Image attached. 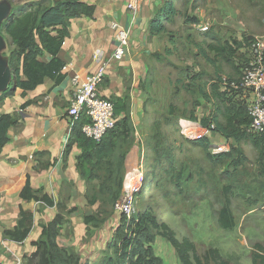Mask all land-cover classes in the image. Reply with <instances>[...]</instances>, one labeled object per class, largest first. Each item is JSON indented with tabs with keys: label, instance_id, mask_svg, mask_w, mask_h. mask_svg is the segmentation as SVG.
Masks as SVG:
<instances>
[{
	"label": "rangeland",
	"instance_id": "374dc122",
	"mask_svg": "<svg viewBox=\"0 0 264 264\" xmlns=\"http://www.w3.org/2000/svg\"><path fill=\"white\" fill-rule=\"evenodd\" d=\"M0 1L12 6L26 0ZM176 4L172 6L176 8ZM177 9L180 14L165 24L164 32L151 35L157 38L156 45L143 56L152 79L143 90L147 118L141 120V131L135 133L126 157L120 202L127 195V186H135L141 195L131 194L130 216L138 211L141 199L155 205L159 219L175 238L193 245L190 261L198 257L202 264H215L207 253L217 249L229 264H251L253 246L264 245V176L256 162L257 152L247 143L237 145L212 131L207 138V157L194 142L189 143L184 129L211 118V85L219 79L239 78L249 57L243 47L227 63L209 49L212 41L207 34L231 44L234 40L246 44L245 38L264 42V0H182ZM190 18L199 22L193 24L187 20ZM198 25H207V34L200 32ZM191 115L197 120H191ZM153 125H158L163 135L167 155L157 163L151 149L154 141H149ZM221 154L229 156L219 157ZM226 201L234 216L232 230L221 229L217 221ZM109 217L98 229L83 232L82 252L72 247L84 261L100 262L120 213L114 209ZM66 227L65 233L71 231V225ZM1 247L0 261L4 256L16 264L17 257ZM153 249L163 264H181L178 253L160 236L155 238Z\"/></svg>",
	"mask_w": 264,
	"mask_h": 264
},
{
	"label": "trees",
	"instance_id": "16d2710c",
	"mask_svg": "<svg viewBox=\"0 0 264 264\" xmlns=\"http://www.w3.org/2000/svg\"><path fill=\"white\" fill-rule=\"evenodd\" d=\"M176 0H166L164 6L157 9L148 23L150 35L158 36L164 32L165 24L172 22L173 18L180 14L177 8L172 6ZM182 0H178L181 2ZM188 2V0H184ZM95 7L84 0H59L53 4L51 0H26L21 4L11 6V14L7 22L2 24L0 34L5 39L6 50L3 53L8 59V65L12 74V86L14 90L6 89L0 94V106L3 101L11 96L17 89L26 92L35 90L49 78L55 85H59L63 79L64 63L58 58V53L69 37L71 20L79 18L93 19ZM183 16V15H182ZM193 24L199 21L196 18L187 19ZM4 25V26H3ZM4 28V29H3ZM204 34H207L204 33ZM212 41L209 49L216 56L227 63L232 60L237 52L244 47L241 41L221 42L213 34H207ZM245 38V42H247ZM43 54L50 57L49 61H42ZM150 70H147L146 78L140 84L143 92L146 85L151 82ZM21 75L24 79H21ZM221 81L212 84L209 96L213 109L211 118L200 121L202 126L213 123L214 131L222 137L232 140L235 144H249L256 152V162L259 171L264 176V136H256L248 132L251 118L247 107L241 101L235 100V92L230 88L232 81ZM110 100V99H109ZM114 104L116 117L115 127L109 130L99 141L86 137L81 132V126L87 123L85 116L70 126L68 140L65 144L64 154H68L71 147L75 146L79 151L76 157L75 168L81 180L84 182V199L86 205L95 208L91 215L83 218L86 233L92 229H98L114 214L115 205L123 194L124 169L127 154L133 146L135 139V127L130 112L129 87L125 88V94L121 98L110 100ZM33 101H27L21 106V112ZM196 121V117L190 116ZM21 116L15 114H0V154L8 142L7 132L10 128L20 126ZM151 127V149L155 155V161L167 157L163 148V135L158 131V125ZM210 157L208 152L209 142L191 141ZM236 152V151H235ZM229 155L221 154L219 157ZM68 185V184H67ZM135 196L141 195L135 192ZM20 198L25 202L39 203L44 207L56 208L54 218L40 226L41 232L38 240L32 243L34 252L25 257V264H86L82 262L79 254L72 247H63L57 244L61 228L68 223V215L76 211V208H67L69 194L65 193L57 203L54 199L43 193L42 190H33L29 179L22 188ZM155 205L145 203L141 199L138 211L130 217L120 214L117 228L111 240L102 252L98 264H163V260L157 256L153 249V243L157 236L167 241L178 253L181 264H202L198 257L190 261L189 251H194L193 245L188 242L180 243L174 232L168 228L164 220L157 215ZM217 221L221 229L232 230L235 227L234 216L229 207V202L221 207ZM33 214L19 210L18 219L12 230H5L3 236L14 243H23L32 228ZM251 253V264H264V245L256 243ZM208 257L215 264H229L222 259L217 249H210ZM207 258V256H206ZM207 260V259H206Z\"/></svg>",
	"mask_w": 264,
	"mask_h": 264
},
{
	"label": "crops",
	"instance_id": "0c3cea01",
	"mask_svg": "<svg viewBox=\"0 0 264 264\" xmlns=\"http://www.w3.org/2000/svg\"><path fill=\"white\" fill-rule=\"evenodd\" d=\"M51 1L53 4L59 2ZM84 1L93 5L95 12L93 19L82 17L71 20L69 37L65 39L58 53V58L65 65L63 81L55 85L46 78L43 84L26 92L24 96L17 89L0 106V114L17 113L21 116L20 126L8 130V142L0 154V245L1 249H7L9 254L17 257L16 264H21L25 257L34 252L32 243L40 236V226L50 222L57 213L55 207H44L20 198L19 194L27 177L33 190H42L55 203L65 193L69 194L67 208H76L67 217V224L72 228L65 233L68 228L65 224L56 241L58 245L74 247L78 252H82L85 246L80 241L83 232L86 233L83 218L91 215L93 211L86 205L85 185L75 168L76 157L80 151L72 146L69 153L64 154L70 132L66 110L73 98V77L83 78L88 74L98 73L103 67L99 94L110 100L121 98L128 86L135 133H140L141 120L147 118L143 113L144 96L140 90V84L147 73L143 56L154 49L157 40L150 35L148 23L166 0H142L138 2L137 11L134 13L128 9L130 0ZM176 3L179 4L178 0ZM112 24L118 27L113 29ZM121 32L126 33L127 45L123 49L122 57L117 60L114 53L119 46L118 37ZM96 52L102 55L100 61L95 58ZM49 59L46 54L41 58L45 62ZM21 79H24L22 75ZM11 87L12 84L8 86L9 90ZM27 101L33 103L21 112L22 104ZM20 209L33 214V225L27 239L18 244L6 240L3 232L15 227ZM81 260L86 264H97L88 260L86 262L83 258ZM11 262L12 260L7 262L4 256L1 257L0 264H13Z\"/></svg>",
	"mask_w": 264,
	"mask_h": 264
},
{
	"label": "built area",
	"instance_id": "2783aa9c",
	"mask_svg": "<svg viewBox=\"0 0 264 264\" xmlns=\"http://www.w3.org/2000/svg\"><path fill=\"white\" fill-rule=\"evenodd\" d=\"M141 1L130 0L128 9L131 13L137 11L138 2ZM111 27L116 29L118 26L112 24ZM198 28L202 33L208 31L207 25H198ZM118 41L119 46L114 53L117 60L122 57L123 49L127 45L126 33L121 32ZM243 45L249 57L239 79L232 81L229 85L235 92V100L241 101L247 107L248 115L251 118L248 132L256 136H264V42L257 38L248 39L246 44L243 43ZM101 56L100 52H96L95 58L97 61L101 60ZM103 70L102 67L98 73L88 74L83 78L73 77L71 80L74 87L73 98L66 110L70 126L77 122L81 116H85L88 122L81 126V132L94 141H99L109 130L114 129L116 123L114 104L109 99L102 97L98 91ZM214 129L213 123H209L207 126L199 124L191 129L185 128L184 136L189 141L207 140ZM127 188L126 197L115 205V210L129 217L132 195L137 191L136 187L132 185L127 186Z\"/></svg>",
	"mask_w": 264,
	"mask_h": 264
},
{
	"label": "water",
	"instance_id": "95a60500",
	"mask_svg": "<svg viewBox=\"0 0 264 264\" xmlns=\"http://www.w3.org/2000/svg\"><path fill=\"white\" fill-rule=\"evenodd\" d=\"M11 14V5L7 1H0V28L4 21L8 20ZM6 49L5 39L0 34V93L6 91L8 86L13 83L11 70L8 65L7 57L3 56ZM10 90H14L13 86Z\"/></svg>",
	"mask_w": 264,
	"mask_h": 264
},
{
	"label": "bare ground",
	"instance_id": "6f19581e",
	"mask_svg": "<svg viewBox=\"0 0 264 264\" xmlns=\"http://www.w3.org/2000/svg\"><path fill=\"white\" fill-rule=\"evenodd\" d=\"M132 155H135V153H132ZM129 158H131V157H129ZM133 158H134V157H133ZM133 158H132V159H133ZM128 186H131V185H128Z\"/></svg>",
	"mask_w": 264,
	"mask_h": 264
}]
</instances>
